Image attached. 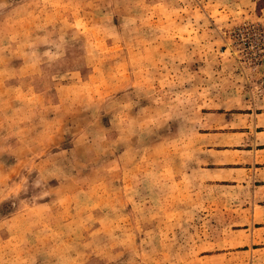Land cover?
I'll list each match as a JSON object with an SVG mask.
<instances>
[{"label": "rangeland", "instance_id": "obj_1", "mask_svg": "<svg viewBox=\"0 0 264 264\" xmlns=\"http://www.w3.org/2000/svg\"><path fill=\"white\" fill-rule=\"evenodd\" d=\"M259 128L264 0H0V264H264Z\"/></svg>", "mask_w": 264, "mask_h": 264}, {"label": "crops", "instance_id": "obj_2", "mask_svg": "<svg viewBox=\"0 0 264 264\" xmlns=\"http://www.w3.org/2000/svg\"><path fill=\"white\" fill-rule=\"evenodd\" d=\"M264 136V129H260L255 135V146L252 149H241L236 148L231 150V154L239 156L238 160H234L227 164V167L213 168V171H221L224 173H230V177L216 178L215 180H224L235 182L248 181L253 182L254 187V197L258 202H256V211L259 207H264V142L260 139ZM259 140V141H258ZM249 154V158H244ZM257 227L255 232H259ZM253 251L259 252V254H264V246H257L253 248Z\"/></svg>", "mask_w": 264, "mask_h": 264}]
</instances>
